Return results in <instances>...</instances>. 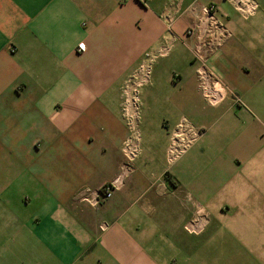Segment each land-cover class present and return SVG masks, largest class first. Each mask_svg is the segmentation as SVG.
I'll return each mask as SVG.
<instances>
[{
    "label": "crops",
    "instance_id": "0c3cea01",
    "mask_svg": "<svg viewBox=\"0 0 264 264\" xmlns=\"http://www.w3.org/2000/svg\"><path fill=\"white\" fill-rule=\"evenodd\" d=\"M257 1L248 16L234 0H0V264H165L192 214L207 210L216 224L225 206L244 213L246 171L264 160ZM210 3L227 31L218 40L194 28ZM202 63L225 95L206 101L205 135L183 133L176 143L190 144L172 156L179 120L201 126L207 112ZM135 85L140 154L112 196L89 206L84 191L115 178L120 145L136 144L122 116ZM228 220L223 232L237 223Z\"/></svg>",
    "mask_w": 264,
    "mask_h": 264
},
{
    "label": "rangeland",
    "instance_id": "374dc122",
    "mask_svg": "<svg viewBox=\"0 0 264 264\" xmlns=\"http://www.w3.org/2000/svg\"><path fill=\"white\" fill-rule=\"evenodd\" d=\"M254 1L257 3V6L255 7V10H257L259 8V2L257 0ZM198 91L199 104L202 107H205L206 110L207 106H209L206 104L207 102L210 104H216L220 101L221 96H219L215 102H212L209 99L206 102L200 82L198 83ZM132 94L133 88L129 89L128 95L131 96ZM237 96L243 101L239 95L233 93L231 96L233 103L238 106H243L236 100ZM128 100L129 97L126 96L124 98L122 116L127 126V131L131 134H135L136 144L131 143L130 147L127 144V141H125V143L123 142L120 145L121 151L125 156L121 169L126 171V173L129 169L133 168V163L140 154V150H137L136 133L137 129L141 131V120L143 118L142 100L140 99L138 102L136 111L134 110V107H132L131 110L127 112L124 110V107L130 105ZM244 107H247L245 103ZM258 107H260L258 109L260 118L258 120L255 119L254 122L260 129L262 140L264 142V109L261 106ZM134 111L137 113V116L134 115ZM131 120L133 121L132 123ZM208 120L209 114L207 110L202 118V127L192 125V129L196 131L193 135L194 138L199 135H205V129L208 128ZM179 121L189 122L185 117L181 118ZM191 134L192 132H187L184 137H191ZM182 136L183 135H180V137ZM127 150H135L132 159L127 157ZM252 163L255 167L246 171L249 192L244 194V201L247 202V206L246 209L242 211L244 212L243 214L237 215L233 213L229 207L225 206L222 208L224 215L222 216L223 219H221V222H215L216 224H212L211 220L213 217L211 214L207 210H199V212H196L187 218L184 225L187 221L192 220L193 218L201 217L202 219H200V221L205 222L203 227L196 233H190L183 225V229L188 237H183V240L180 241L170 240L167 242L172 250H175L176 252H181L182 250L184 252L183 264L188 263L189 260L190 262L188 264H264V160H255ZM260 164L262 166H260ZM211 167L213 168V164ZM126 179L127 177L124 176L122 183H124ZM235 215L238 217L233 218ZM231 218L235 219L237 223L229 225V232H223L221 230L223 225L221 224L223 222H228V219ZM256 221H262V224H255L254 222ZM176 252L169 251L167 253V261L165 264H182L181 258L176 256Z\"/></svg>",
    "mask_w": 264,
    "mask_h": 264
},
{
    "label": "built area",
    "instance_id": "2783aa9c",
    "mask_svg": "<svg viewBox=\"0 0 264 264\" xmlns=\"http://www.w3.org/2000/svg\"><path fill=\"white\" fill-rule=\"evenodd\" d=\"M234 1H235L236 7L239 9V11L243 15L251 14L255 10V7L257 6V3L254 0H234ZM216 11H217V7L215 4L210 3L206 7H204L200 20L198 21L196 26H194V28L199 26V24H206V29L204 30L205 33L210 32L211 37L212 38L216 37V39L218 40L222 36L226 35L227 31L225 27L223 26V24L216 17L215 15ZM192 29L193 28H191L190 31ZM77 48L79 51H83L85 49L84 43L82 42L79 43ZM202 50L203 49L195 50V54H194L195 58H198V59L202 58V55H203ZM204 51H206V49H204ZM197 74L199 77V82L201 83L202 93L206 101L208 100V96H210L211 94V89L213 92L219 93L220 96L225 95L223 86L214 77L213 73L207 70L205 63H202L199 66ZM137 88H138V85L133 86V94L131 96L127 95V97H129L128 101L130 102V105H126V107H124V110L127 112H129L132 107H134L135 111L137 109L138 102H139V95H138ZM236 100L244 106V102L238 96L236 97ZM135 111H134V115L137 114L135 113ZM132 122L133 121L131 120V123ZM188 131L192 132V138H193V135L195 134L196 131L192 129V125L189 122H184V121H179L178 124L173 129L174 135L172 138V142L169 145V151L172 156H178L190 144V141H185L180 144L176 143L180 135ZM127 144L131 147L130 143L127 142ZM134 153H135V150H131V151L127 150V157L132 159L134 156ZM126 174H127L126 171L122 170L115 178H113L109 182L104 183L100 187L93 188V189L92 188L86 189L83 195L81 196L80 200L92 207H96V206L103 204L112 196L113 190L119 188L123 184L122 179L124 176H126ZM200 219L202 218L197 217V218H193L192 220L187 221L184 225V228L190 233H196L197 231H199V229L194 230L191 225L194 224L195 226H197V224L200 222Z\"/></svg>",
    "mask_w": 264,
    "mask_h": 264
},
{
    "label": "bare ground",
    "instance_id": "6f19581e",
    "mask_svg": "<svg viewBox=\"0 0 264 264\" xmlns=\"http://www.w3.org/2000/svg\"><path fill=\"white\" fill-rule=\"evenodd\" d=\"M217 88V87H216ZM219 90V89H218ZM216 95V96H215ZM220 95H219V93H216V92H213L212 91V89H211V94H210V96H208V99L210 100V101H212V102H215L217 99H218V97H219ZM205 222H199L198 224H197V226H195L194 224H192L191 226H192V228L194 229V230H198V229H200V228H202L203 227V224H204ZM191 228V229H192Z\"/></svg>",
    "mask_w": 264,
    "mask_h": 264
}]
</instances>
